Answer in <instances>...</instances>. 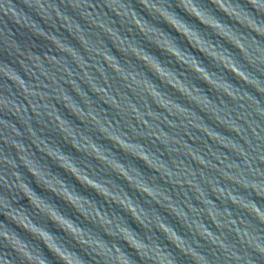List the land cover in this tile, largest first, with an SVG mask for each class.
Returning a JSON list of instances; mask_svg holds the SVG:
<instances>
[{"label":"water","instance_id":"obj_1","mask_svg":"<svg viewBox=\"0 0 264 264\" xmlns=\"http://www.w3.org/2000/svg\"><path fill=\"white\" fill-rule=\"evenodd\" d=\"M215 2L182 0L195 17L180 0H0V231L14 230L37 259L27 261L3 238L0 256L64 264L17 224L34 223L70 255L68 264L77 255L84 264H117V245L131 264H152L121 228L133 230L148 256L159 245L175 264H247L249 257L264 264L247 243L264 245V225L243 207L252 198L264 211V200L241 187L264 185V35L247 26L264 28V10L221 0L224 13ZM232 62L256 83L226 71ZM116 135L129 144L119 145ZM142 152L149 167L138 159ZM217 188L222 196L212 193ZM230 193L242 203L233 205ZM51 206L81 236L54 222ZM161 222L184 238V251ZM81 239L99 240L113 258Z\"/></svg>","mask_w":264,"mask_h":264},{"label":"clouds","instance_id":"obj_2","mask_svg":"<svg viewBox=\"0 0 264 264\" xmlns=\"http://www.w3.org/2000/svg\"><path fill=\"white\" fill-rule=\"evenodd\" d=\"M39 2V0H38ZM140 2L143 4L144 0H140ZM212 2L217 5V3L215 2V0H212ZM248 5H251V9L249 10L248 8L246 9L247 11H251V12H255L258 10H264V4H260L259 0H246ZM181 5H183L182 0H180ZM221 3V0H220ZM222 7H219V10L223 11L224 13H228V9H226L224 7V5L221 3ZM242 8H244V6L240 5ZM5 7L4 4H0V8ZM195 8V7H194ZM183 9L188 12L189 14L193 15L191 12H189L187 10V8L183 5ZM196 9V8H195ZM43 10V9H41ZM236 15L238 16L239 14L236 13ZM171 16V15H170ZM195 16V15H193ZM196 17V16H195ZM264 17V16H262ZM262 21H264V19H261ZM217 26L222 27L223 22L215 20ZM185 25V23H183ZM34 26V24L32 25ZM250 29H252L253 31L259 33L260 35H264V28H260L257 26L256 23L252 22V21H248V25H247ZM212 28V27H210ZM214 29V28H212ZM40 33L42 35H44V31L41 30ZM217 35L221 36L220 33H216ZM57 41H60L59 39H56ZM230 42V41H229ZM231 44H233L232 42H230ZM237 44L240 45L241 50H244V45L241 43V41L238 39L237 40ZM236 47V46H235ZM73 46L69 45L66 49H70L73 50ZM237 48V47H236ZM65 49V47L62 45V50ZM86 51V50H85ZM241 52V51H240ZM158 64H160L157 61ZM233 69L229 70L228 68H226L225 66L224 69L228 72H231L234 76L237 77L235 73H237L240 77H243V81L245 83H250V84H255L256 81L255 80H249V77L245 75V72L243 70L238 69L237 67L234 66L233 62ZM201 70L209 77V80L211 79L210 76L207 74L206 71V67H201ZM225 79L227 80L225 74L223 73ZM15 78L20 82V84L25 85V92L28 91V88L25 84V80L22 79L18 74H15ZM203 80V79H202ZM204 81V80H203ZM206 82V81H205ZM209 86L210 83L206 82ZM229 84L230 82H226L225 85L227 86V88H229ZM232 84V83H231ZM233 85V84H232ZM235 86V85H233ZM237 87V86H236ZM214 91H218L217 89H214ZM223 93L229 97L231 100H235L236 97L234 96L233 92H227L226 90L223 91ZM221 99V103H226L223 101L222 97H218ZM57 101L59 102V100L57 99ZM64 107L68 108V106L66 104H63ZM55 107V105H54ZM159 107V106H158ZM69 109V108H68ZM70 110V109H69ZM71 111V110H70ZM57 112L58 109H57ZM74 113V112H72ZM75 114V113H74ZM262 115H264V113H262ZM57 118L61 119V117L59 115H57ZM135 120V119H133ZM136 121V120H135ZM207 129V127H205ZM239 129V128H238ZM132 131H135L134 128L131 129ZM239 134V132H238ZM222 135V134H221ZM221 135H217L220 136ZM117 139L119 140V145H126L129 144L127 142H125L124 139H122L119 135H116ZM106 138V137H105ZM107 139V138H106ZM156 139H159V136L156 137ZM234 146H236L235 142H232ZM117 145V144H116ZM223 147H228L227 145H224ZM120 149L123 150L122 147L119 146ZM110 151V150H109ZM124 151V150H123ZM125 152V151H124ZM241 155H243V152L241 151L240 153ZM113 155H115L113 153ZM142 157L138 158L140 160H142L145 163V160H147L149 158L148 155L144 154V152H142ZM65 156V155H64ZM161 156H163V153H161ZM200 162L205 164V161L200 157ZM146 164V163H145ZM121 165V164H120ZM148 167L149 165L146 164ZM232 165H229V167H231ZM122 167V166H121ZM168 175L170 176L171 173L167 172ZM226 178L228 180H230L233 183H240L236 176H232V175H227ZM191 183V182H189ZM26 186V185H25ZM241 187H243L245 190L250 189L252 191V193L255 194V196L259 197L261 200H264V185H261L260 183L257 182H252L250 185L249 184H241ZM26 188L28 189V191L33 195V190H29V187L26 186ZM198 192H200V189L197 188L196 189ZM219 193L220 196L223 195V190L222 189H212V193ZM25 195V194H24ZM29 201L31 202V204L38 209L40 212H42V210H40L38 208V206L36 204L33 203L32 199L25 195ZM37 200L42 201L41 198H37L36 196H34ZM217 199H219V196L216 197ZM229 201L233 204V205H240L242 203V200H238L236 195H232L231 193L229 194ZM250 203L247 204H243V207L246 210H249L251 213L254 214L255 218L259 221L260 224L264 225V211H261V208L259 206V204L251 198ZM69 202V201H68ZM208 202V201H207ZM70 203V202H69ZM52 209H54L55 211V218H53L52 216H49L54 222H56L62 229H64L66 232L70 233L73 237H79L81 236L82 233V229L80 227L74 226V222L69 220L68 218L62 216L53 206H51ZM133 210H135V207H133ZM13 221H16L15 216L12 217ZM136 220V219H135ZM137 221V220H136ZM142 224V222H140ZM232 224H235L236 221L232 220L231 221ZM19 226L23 227L25 230L31 232L35 237H37L38 239L43 240V242L45 243L46 247L49 249V251H51L53 254H55L56 256H58L60 258V260L62 262H64V264H68V260L66 259V257H70V255L66 254L65 252L61 251V248L53 242L54 236L49 233L48 231H46L45 229L35 225L34 223H29L28 225H24V224H19L17 223ZM67 224V228L64 227V225ZM216 225V222L214 223ZM29 225H31V227H29ZM161 227L164 229L162 232L165 234V236L167 237L168 240H170L175 247H177L178 249H180L181 251H184L185 245H184V238L179 235L176 230L170 225L168 224L167 226L165 225V223L161 222ZM70 229V230H69ZM160 230V228H159ZM205 233H207L208 237H212V232L206 228H204ZM161 231V230H160ZM120 232L123 235V240L127 242L128 246L131 248H134L136 250V253L140 256L143 257L144 259H147L149 261L152 262V264H162L161 261V257L165 258L167 261V264H175V261L172 257V253L170 251L165 252L164 247L161 246H157L156 250H155V255L154 256H148L147 255V251H145L146 249V244L143 242L138 241L136 238H134L133 236V230L130 228H121ZM171 233L173 237H175V239H172L169 237L168 233ZM237 235H240L239 231L237 232ZM250 234L247 230H245L243 232V236L244 237H248ZM203 237V235H202ZM0 238H3V240L7 241L8 244L11 246V248L19 253L24 259H26L27 261L31 262L33 260H36L37 258L33 256V254L27 250V244L22 242V239L19 237V235L13 230V234H9V232L7 231H0ZM48 241H52L51 244L48 243ZM179 241V243H178ZM215 242V241H213ZM79 243H83V244H87L89 246L91 245H95V249H99V251L96 252V255L101 256V257H107L108 259H112V250L108 249L106 250L105 244L99 242V240H83L81 239L79 241ZM249 247H251L253 249V251L261 258H264V245H261L260 243H252L251 241H247ZM221 247H224L223 244H221ZM115 257L114 259L116 260L117 264H120L121 259L123 260L124 264H131L132 258L128 257L125 251H122L121 248L117 245L115 246ZM187 254H191V255H196L195 253L191 252V249L188 250V252L185 253ZM7 254H3L2 256H0V264H12V260L6 258ZM199 260H204L203 255H200ZM236 259H240L239 256L236 257ZM76 264H84V261L82 260V258H80L78 255L75 258ZM39 264H46L45 259H39ZM247 264H255V261H253L250 257L247 260Z\"/></svg>","mask_w":264,"mask_h":264}]
</instances>
